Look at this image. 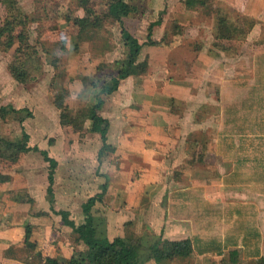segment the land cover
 Masks as SVG:
<instances>
[{
  "label": "crops",
  "instance_id": "obj_1",
  "mask_svg": "<svg viewBox=\"0 0 264 264\" xmlns=\"http://www.w3.org/2000/svg\"><path fill=\"white\" fill-rule=\"evenodd\" d=\"M216 2L253 19L264 37V0ZM191 14L187 11V18ZM212 19L215 38L217 17ZM153 41L158 47L147 52V73L121 80L118 90L103 99L100 116L109 123L105 142L92 127L102 139L99 149L75 144L61 148L59 154L57 145L50 151L24 130L31 150L19 152L17 160L36 154L43 157L41 151H46L58 162L54 202L48 199L43 210H32L34 182H23L20 189L16 181H7L8 199L24 190L29 199L20 200L15 194L8 215L15 219L23 214L24 218L12 225L0 223V264H45L57 255L67 260L74 256V248L63 250L66 242L57 229L61 226L51 214L58 210L55 205H69L75 197L73 189L64 195L56 192L65 163L76 169L94 167L92 182L78 190L87 201L107 187L103 200L92 210L97 228L96 210L102 207L109 235L121 222L124 232L133 228L136 236L148 230L163 240L192 241L190 258L166 264H264V38L252 49L250 60L240 58L239 62L226 50L208 48L201 41L187 46L160 38ZM107 106L117 112L107 114ZM74 125L76 136H82L81 122L76 120ZM43 161L41 187L48 194L49 164ZM70 205L64 211L74 216ZM113 209L134 217L115 220L118 214L113 215ZM153 213L161 220L152 222Z\"/></svg>",
  "mask_w": 264,
  "mask_h": 264
},
{
  "label": "rangeland",
  "instance_id": "obj_2",
  "mask_svg": "<svg viewBox=\"0 0 264 264\" xmlns=\"http://www.w3.org/2000/svg\"><path fill=\"white\" fill-rule=\"evenodd\" d=\"M111 1L0 0L1 225H12L15 224V219L24 218L23 214H18L15 219L8 215L13 209L12 200L15 194L20 200L29 199L25 190L13 194L12 200L8 199L6 183L9 180L10 182L13 180V183L16 181L20 189L23 182L25 184L34 182V194L30 196L33 195L36 201L32 210L41 211L48 206L47 189L45 188L46 192L43 193L41 187V184H44L41 181V171L46 170L44 158L36 154L29 156L28 159L25 157L17 160L19 154L16 152H20L24 144V130L35 143L47 146L50 151L57 145L59 154L61 148L68 145H82L92 150L101 147L102 139L93 132L90 125L92 111L99 98L102 100L108 98V95L103 93V88L110 87L113 80L119 78L121 69L131 62V54L122 38V29H127L142 44H147L139 59L141 63L148 61L147 52L150 47H158L153 39L160 38L164 43L184 46L190 42L193 45L201 41L208 44V48L214 46L226 50L228 56L239 62L240 58L250 60L252 49H255L256 44L261 43L264 38L260 36L261 26L257 27L256 24L249 33L247 30L251 23L246 21L248 17L231 7H225L223 3L216 2L217 0H127V3L136 10L130 17L124 18L122 23L109 16L108 7ZM187 11L192 12L189 18L186 16ZM220 12L222 16L220 18H224L232 26L230 29L222 26L221 31V26L218 25L214 38L212 32L216 34V28L212 18L218 16ZM150 26H153L151 33ZM188 34L193 37H188ZM223 35L231 36V39L224 40L220 37ZM10 38L13 39V43L8 47ZM11 109L16 112L8 113ZM101 111L102 108L97 112L99 116ZM109 111L115 114L117 109L113 107L110 109L107 106L105 112L108 114ZM76 120L81 122L84 132L79 137L76 136L74 125ZM117 120L116 117L115 122L119 125ZM256 126L261 127V121ZM113 128L117 129L116 126ZM259 139L257 138L258 141ZM113 140L116 138L111 137V141ZM89 165L92 167V164ZM91 167L86 168L83 165L76 169L65 163L55 184L56 192H61L62 195L73 189L75 197L69 201V205L71 204L75 213L74 216L67 213L69 219L75 220L76 224H82L85 219L82 205L87 202V198L78 193V190L84 188L82 185L84 183L88 186L95 177V169ZM7 174H11L12 177L7 178ZM69 205L60 203L55 207L61 210L57 212H65L64 209ZM54 211L51 214L59 222L55 224L61 226L57 228L61 234L60 239L66 242L63 250L70 246L74 248L75 256L84 255L87 252L85 244L76 240L74 231ZM96 211L100 216L99 237L111 235L110 240L113 241L124 235L122 238L127 239L129 243L136 242L139 236L135 235L134 229L127 227L124 232L121 222L115 223L114 228L117 227V230L109 235L103 222L102 207ZM114 213L118 214L114 218L115 220L118 218L119 221L125 220L124 215L134 217L113 209L112 214ZM158 218L157 214L153 213L152 222L161 220V217ZM26 224L27 222H24V226ZM148 235V230H145L140 236H145L146 239ZM157 237L160 236L154 234L152 239ZM148 254L147 248L142 249L143 258ZM57 256L48 259L67 260L64 255Z\"/></svg>",
  "mask_w": 264,
  "mask_h": 264
},
{
  "label": "trees",
  "instance_id": "obj_3",
  "mask_svg": "<svg viewBox=\"0 0 264 264\" xmlns=\"http://www.w3.org/2000/svg\"><path fill=\"white\" fill-rule=\"evenodd\" d=\"M223 5L225 7L227 6L225 4ZM135 10V8L127 3V0H112L108 7L109 16L120 23H122L124 18L130 17V15ZM218 16H216L217 29L218 25L221 26V31L222 26H225L226 29H230L232 24H229L224 18H220L222 17L221 12L218 14ZM246 21L251 23L247 30L250 33L257 23L251 18H247ZM235 28L237 29L236 26ZM152 29L153 26H150V33ZM245 36L246 34L243 37ZM220 37L224 40L231 39V36L227 37L223 35ZM122 38L124 39L126 48L131 54V62L121 69L119 78L114 79L110 87L106 86L103 88V93H106L107 95H111L116 90H118L121 80L127 79L130 76L145 75L149 69L148 61H144L142 63L139 61L147 44H142L140 40L135 38L127 29H122ZM12 43L13 39L10 38L8 41V47L12 45ZM103 103L104 100L99 98L97 104H95L93 108L92 127L94 131L101 133L102 139L105 142L107 139L109 123L97 114ZM15 112L16 110L11 109L8 113ZM23 141L24 144L22 145L20 152L30 151L31 149L28 147V134L24 133ZM16 154H19V152H16ZM41 154L43 155L45 161L49 164L50 186L48 188V195L50 203L52 204L54 202L53 185L55 182V173L58 167V162L54 158H50L46 151H41ZM101 188L102 192L100 194L91 197L82 206L85 219L80 225H76L75 222L69 219V213L54 211V213L60 215L65 221L66 225H68L74 231L78 240L85 244L87 247V252L80 256L74 255L70 260L66 261L48 259L46 260L45 264H147V262H149L151 259H154L159 264H166L175 261L186 260L191 257L193 253V243L188 239L180 241L163 240L162 237L152 239V237L154 238V234L149 233L146 239H144L145 236H139L137 237L135 243H129L125 238H116L111 241L106 236L99 237L98 228L96 227L92 210L97 203L103 200L107 187L104 185ZM32 201L33 200H29V202ZM145 248L148 249L149 254L146 258H143L141 252L142 249Z\"/></svg>",
  "mask_w": 264,
  "mask_h": 264
}]
</instances>
